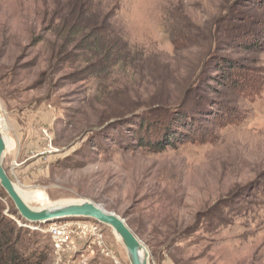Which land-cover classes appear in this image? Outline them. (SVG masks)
<instances>
[{
	"label": "rangeland",
	"instance_id": "rangeland-1",
	"mask_svg": "<svg viewBox=\"0 0 264 264\" xmlns=\"http://www.w3.org/2000/svg\"><path fill=\"white\" fill-rule=\"evenodd\" d=\"M80 1L89 14L71 11ZM243 2L0 0V127L13 183L51 201H91L115 212L151 264H264V47L234 45L223 29L227 19L241 23L232 6L254 18L248 25H263L264 9ZM88 19L105 24L102 40L120 50L107 74L93 70L83 43L62 31L63 22ZM224 58L238 64L235 85L211 79L221 74L214 59ZM199 94L207 116L227 111L208 122L207 140L127 149L126 136L148 128L140 113L178 109L188 98L195 122ZM0 206L19 228L21 252L47 254L45 264H131L106 224L99 223L113 256L93 238L57 252L46 223L21 219L1 184Z\"/></svg>",
	"mask_w": 264,
	"mask_h": 264
},
{
	"label": "trees",
	"instance_id": "trees-1",
	"mask_svg": "<svg viewBox=\"0 0 264 264\" xmlns=\"http://www.w3.org/2000/svg\"><path fill=\"white\" fill-rule=\"evenodd\" d=\"M243 6L246 9L255 8L256 10L264 9V0H243ZM79 15L89 14L90 4L87 1H80L77 4L71 6V11L76 12ZM234 14V19H239L241 23L235 24L231 19H227L223 29L226 32L227 38L231 40L234 45H241L247 50H259L264 47V20L263 25H248V22L254 18L248 19L244 16L243 12L232 6L229 8ZM66 21V20H64ZM82 21H85L82 19ZM59 26L53 27L55 30H59ZM68 29L66 35L70 36L74 34V37L70 41L82 44L81 49L86 53H90L93 57L91 65L93 70L98 73H108V69L116 66L115 55L120 54V50L116 52V47L112 46L110 42L105 41L103 38V31L107 30L105 24L99 25L96 20H89L88 23L71 21L63 22L62 31L65 32ZM85 33V34H84ZM83 34V35H82ZM78 36L80 38H78ZM91 40V42L89 41ZM85 42V43H84ZM238 64L230 61L229 59L216 60L214 59V70L220 71L221 74L214 76L213 80L225 79L229 81V85L234 83L235 78L232 72L236 71ZM199 73V77L206 72V68L203 67ZM191 95V91L189 90ZM203 96L199 94L197 101L193 105H197L198 112H201L203 107ZM190 103L186 98L182 107L178 109H166L164 107H155L144 113H140L139 117L143 118V123L146 125L148 122V128L143 131V127L138 130L131 131L132 134L126 137H130L128 140L127 149H135V147H148L154 151L164 150L170 146H175L179 143L207 140L210 135L209 121L217 120L218 118L226 117L225 113L219 111L210 110V115L207 116L205 110L199 114L195 122L191 121L189 116ZM207 108V103L206 107ZM209 117L208 118L205 117ZM212 119V120H211ZM126 119L118 120L109 125H114L118 122L125 121ZM209 122V123H208ZM109 125H102V129ZM100 129V128H99ZM117 143V142H116ZM133 146V147H131ZM26 222V221H25ZM19 228L15 222L9 219L3 212V208L0 206V264H45L48 260V255L41 252H33L30 254H23L18 247L19 243Z\"/></svg>",
	"mask_w": 264,
	"mask_h": 264
},
{
	"label": "water",
	"instance_id": "water-1",
	"mask_svg": "<svg viewBox=\"0 0 264 264\" xmlns=\"http://www.w3.org/2000/svg\"><path fill=\"white\" fill-rule=\"evenodd\" d=\"M162 107L171 108L169 106ZM131 114L120 116L110 121V123L128 118ZM6 150V141L0 131V184L13 201L21 219L30 223H47L60 219H93L98 223L110 226L114 230L115 234L119 236V238L117 237L118 240L125 247L131 264H151L149 260L150 254L146 245L131 229L126 220L115 212L108 211L91 201L64 203L42 210L31 207L19 194L3 166ZM141 250L145 251L143 257L141 256Z\"/></svg>",
	"mask_w": 264,
	"mask_h": 264
},
{
	"label": "built area",
	"instance_id": "built-area-1",
	"mask_svg": "<svg viewBox=\"0 0 264 264\" xmlns=\"http://www.w3.org/2000/svg\"><path fill=\"white\" fill-rule=\"evenodd\" d=\"M43 231L51 236L57 252L72 250L78 240L93 238L100 245L102 254L107 256L113 254L104 242L100 224L95 221L55 220L47 222L46 226H43Z\"/></svg>",
	"mask_w": 264,
	"mask_h": 264
},
{
	"label": "bare ground",
	"instance_id": "bare-ground-1",
	"mask_svg": "<svg viewBox=\"0 0 264 264\" xmlns=\"http://www.w3.org/2000/svg\"><path fill=\"white\" fill-rule=\"evenodd\" d=\"M3 123L4 122L0 120V126L3 125ZM0 131L2 133L1 127H0ZM3 138L5 139L6 145L8 148L10 146L9 141L5 138L4 135H3ZM15 188L17 189V191L19 192V194L22 196V198L25 200L26 203L33 201V202H37V203L41 204L40 207H38L36 209L42 210L45 208H50L52 206H56V205H60V204H64V203H71V201H68V200L51 201L48 199V197L46 195H44L43 193H40L38 191H24V190L19 189L16 185H15ZM60 220H67V219H60ZM118 238H119V236H118ZM144 254H145V251L141 250V256L142 257L144 256Z\"/></svg>",
	"mask_w": 264,
	"mask_h": 264
}]
</instances>
